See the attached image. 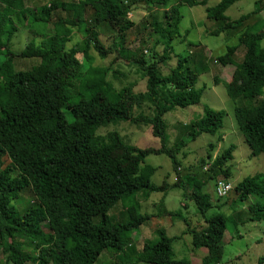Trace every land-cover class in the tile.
<instances>
[{
	"label": "trees",
	"instance_id": "trees-1",
	"mask_svg": "<svg viewBox=\"0 0 264 264\" xmlns=\"http://www.w3.org/2000/svg\"><path fill=\"white\" fill-rule=\"evenodd\" d=\"M135 1L50 0L48 5L29 11L28 23L48 24L53 13L64 11L67 16L56 21L64 26L63 34L46 33L47 36L44 33L41 42L30 40L22 51L15 53L10 49V40L17 31L14 19L24 11L25 0H0V246L7 245L5 264L29 262L32 256L23 253V248L36 252L35 264H94L107 249L129 250L133 245V231L153 216L138 212L134 196L141 193L147 198L151 193L161 192L164 198L173 188L180 189L182 198L192 201L203 218L199 220L201 227L187 226L185 231L195 249L207 250L201 264L222 263L221 241L227 230L226 217L221 212L206 215L214 204L210 195L202 192V187L219 176L226 180L217 182L215 188L218 183L227 185L231 177L228 163L233 159L235 146H229L214 158L208 152L205 162L209 163V173L202 182L180 175V163L174 152L184 146L183 138L167 146L169 135L164 116L176 108L194 106L201 98V90L195 88L199 72L189 67L191 57L177 59L166 75L160 72L159 65L169 59L173 52L171 42L178 35L172 30L181 20L176 7L165 9V27L158 22L151 25L158 34L154 44L163 43V53L153 52L150 62L143 54L133 61L145 79V91L135 93L133 85L117 90L108 80L111 67L94 64L89 54L94 51L99 60H104L117 52L118 59L130 60V52L124 47L118 50L113 45L106 49L98 29L116 30L118 34L129 31L134 23L128 14ZM140 1L164 8L168 4V0ZM237 1L220 0L213 7H205V15L207 20L221 23L209 32L210 36L225 33L237 37L236 44L227 46L225 53L216 57L221 66H231L237 50L244 49L242 61L235 64L232 83L224 85L227 96L233 101L255 100L264 95V47L261 45L264 23L258 20L259 9L237 20L229 19L225 12ZM176 3L206 6L205 0H176ZM74 31L82 39L66 49ZM79 55L87 59L85 71L81 69ZM20 61L25 64L31 61L32 66L15 70V64L18 66ZM218 84L216 79L215 85ZM143 105L153 107V117L142 112L140 117L134 115V110H140ZM66 113L71 115V120ZM224 117V111L206 109L186 134L191 141L201 134L218 135L220 141ZM235 117L252 154H264V101L256 100L246 109L235 106ZM112 121L150 124L151 134L159 139L161 147L126 145L116 131L108 132L105 137L96 135L100 126ZM209 147L214 148L213 144ZM160 154L170 159L175 174L172 184L165 179L161 184L153 183L150 178L154 169L141 167L149 155ZM24 189L31 190L36 204L19 214L12 202ZM233 192L239 204L248 197L264 200V175L244 178L233 187ZM127 199L134 203L128 208V221L112 223L107 212ZM96 215H101L98 224L92 221ZM170 215L185 223L181 214ZM248 221H264V203L254 206ZM175 240L161 230L158 239L145 242L141 250L134 252L132 264H191L188 259L174 257ZM257 264H264V252Z\"/></svg>",
	"mask_w": 264,
	"mask_h": 264
},
{
	"label": "rangeland",
	"instance_id": "rangeland-1",
	"mask_svg": "<svg viewBox=\"0 0 264 264\" xmlns=\"http://www.w3.org/2000/svg\"><path fill=\"white\" fill-rule=\"evenodd\" d=\"M62 1L76 3L78 0ZM207 1L208 6L213 7L217 0ZM49 3L50 0H25L24 11L21 12L18 19H14L17 31L11 36L10 40V49L13 52L22 51L30 40L36 43L41 42V39L44 38L43 35L45 36L46 33L63 34L64 26L56 23V21L58 17L67 16L64 11L58 10L53 13L48 24L28 23V20L31 19L29 11L39 9ZM176 4V0H168V4L164 8L161 5L148 6L143 1L136 0L131 5V11L128 14V19L134 23L129 31L125 34H118L116 30L98 29L99 39L104 47L109 49L115 45L118 50L124 47L130 52L128 62L131 63L118 59L117 52L108 55L104 60H99L97 54L90 51L89 54L93 58V63L103 67H111L108 80L117 90L123 86L133 85L135 93L145 91V79L142 78L139 66L133 61L143 54L145 59L150 62L152 61L151 55L153 52L159 55L163 53V43L154 44L155 40L158 39V34L151 25L158 22L165 27L166 19L163 16L165 9L176 7L181 20L176 28L172 27V30L174 34L178 33V35L171 42L173 52L170 53L169 59L159 65L160 72L166 75L169 69L175 66L177 59L191 57V60H188L189 67H194L199 72L195 88L201 90V98L198 104L183 109L176 108L164 116V120L168 125L167 134L169 135L167 146H173L182 138L184 140V146L174 152L177 161L180 163V175L195 177L197 182H202L207 178L206 173H209V163L205 162L208 152L214 158L231 145H234L235 149L233 159L228 163L231 177L227 182H230L234 187L246 177L259 173L264 175V154H252L250 147L241 134L235 117V106H241L244 109L250 108L256 100L264 101V95L255 100L239 98L233 101L227 96L224 87L226 83H232L235 64L242 61L244 49L239 48L237 50L231 66H221L216 61V57L224 54L227 46L236 44L237 37L234 34L226 35L225 33L219 36H210L209 32L219 27L221 23L206 19L205 6L188 7L183 4ZM257 9H259L258 20L264 23V0H239L227 9L225 15L231 20H237L239 17ZM249 22L252 23L253 21ZM81 39L82 35L74 31L71 34L70 41L66 44V49ZM261 45L264 47V41ZM78 59L81 61L82 71H85L88 67L87 59L84 55H79ZM31 66V61H26V64L20 61L18 66L15 64V70H26ZM216 79L219 82L218 85H215ZM149 106L143 105L140 110L135 109L134 115L138 117L142 112L144 116L153 117L154 109L153 107L149 108ZM206 109L225 112L223 127L219 131L222 139L219 141L217 139L218 135L201 134L196 140L191 141L186 131L191 127L193 121L203 117ZM66 116L68 120L72 119L68 113H66ZM115 131L118 137L123 140L122 143L126 145L153 149L161 147L159 139L151 134V125L144 122L136 125L130 122L112 121L100 126L96 131V135L105 137L108 132ZM209 144H213V150H210ZM5 160L8 162L7 159ZM146 166L154 169L150 178L153 183L161 184L164 179L168 184L173 183L175 174L170 159L166 155H149L141 164L143 168ZM223 180L226 179L219 176L216 181H207L202 187V192L209 194L210 200L214 204L206 215L212 216L221 212L225 215L227 221V230L221 241L223 246L221 264H257L258 258L264 252V221L251 222L248 219L253 215L254 206L264 203V200L261 197H248L246 202L239 204L233 191L226 197L218 199L214 192L215 184ZM220 186L224 185L221 184ZM163 194L154 192L147 198H144L141 193L134 196L137 202L135 207L138 212L153 215L152 218L141 228L133 231V245L129 250L119 252L107 249L100 254L94 264H132L135 259L134 252L141 250L145 242L158 239L161 230L168 237L176 238L172 245L176 259H188L191 264H201V258L207 254V250L205 248L195 249L191 243V236L185 231L187 226L190 228L201 227L202 222H199V220L202 221L203 218L198 214L192 201L182 198L180 189H170L164 198H162ZM35 204L36 199L30 189H24L18 198L12 202L19 214H23L28 206H34ZM132 204H134L132 199L118 202L107 212L109 220L112 223L128 221V208ZM174 212L181 214L180 216L185 218V223L181 218L170 215ZM92 221L98 224L101 221V215L94 216ZM22 252L30 253L32 256L29 262L25 264L36 263V252H30L29 248H23ZM7 256V245L2 243L0 246V264H5ZM137 264L148 263L140 262Z\"/></svg>",
	"mask_w": 264,
	"mask_h": 264
},
{
	"label": "built area",
	"instance_id": "built-area-1",
	"mask_svg": "<svg viewBox=\"0 0 264 264\" xmlns=\"http://www.w3.org/2000/svg\"><path fill=\"white\" fill-rule=\"evenodd\" d=\"M215 190V195L219 198L227 196L231 191H233L232 184L227 182V186H219V183L217 184Z\"/></svg>",
	"mask_w": 264,
	"mask_h": 264
},
{
	"label": "crops",
	"instance_id": "crops-1",
	"mask_svg": "<svg viewBox=\"0 0 264 264\" xmlns=\"http://www.w3.org/2000/svg\"><path fill=\"white\" fill-rule=\"evenodd\" d=\"M205 1H206V6H205V7H209V6H208V1H207V0H205ZM219 1H220V0H217V1L215 2V5H216ZM238 1H239V0H238ZM235 3H236V2H235ZM235 3H234V4H235ZM205 17H206V15H205Z\"/></svg>",
	"mask_w": 264,
	"mask_h": 264
},
{
	"label": "bare ground",
	"instance_id": "bare-ground-1",
	"mask_svg": "<svg viewBox=\"0 0 264 264\" xmlns=\"http://www.w3.org/2000/svg\"><path fill=\"white\" fill-rule=\"evenodd\" d=\"M224 186H227V185L224 184Z\"/></svg>",
	"mask_w": 264,
	"mask_h": 264
}]
</instances>
